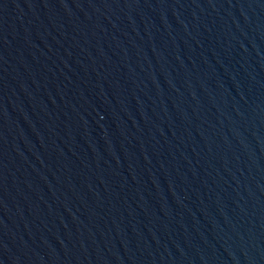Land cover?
Listing matches in <instances>:
<instances>
[{
    "label": "water",
    "instance_id": "water-1",
    "mask_svg": "<svg viewBox=\"0 0 264 264\" xmlns=\"http://www.w3.org/2000/svg\"><path fill=\"white\" fill-rule=\"evenodd\" d=\"M0 264H264V0H0Z\"/></svg>",
    "mask_w": 264,
    "mask_h": 264
}]
</instances>
